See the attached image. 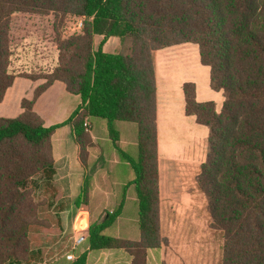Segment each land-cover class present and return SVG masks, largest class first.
Segmentation results:
<instances>
[{"label":"trees","instance_id":"trees-1","mask_svg":"<svg viewBox=\"0 0 264 264\" xmlns=\"http://www.w3.org/2000/svg\"><path fill=\"white\" fill-rule=\"evenodd\" d=\"M51 12L84 19L81 34L57 37L60 59L53 72H11L12 16ZM97 36L102 40L95 46ZM110 38L119 39L127 53L106 52ZM184 44L198 46L211 90L224 97L217 111L214 102L197 100L194 83L183 86L186 114L209 129L207 158L196 182L207 199L212 229L223 234L222 264H264V0H0V102L17 77L45 81L33 99L22 100L19 117H0V264H43L30 231L49 228L38 218L45 205L36 191L48 194L49 208L58 194L52 136L69 126L86 169L85 156L99 145L93 137L96 118L104 121L103 133L128 164L131 179L113 210L101 221L89 219V248L124 249L132 264H145L149 251L159 256L154 52ZM58 81L80 96L81 105L65 122L46 127L34 105ZM123 123L136 126L134 157L118 145ZM130 188L137 240L117 235ZM91 196L92 187L85 186L76 205H88ZM87 260L83 253L72 264Z\"/></svg>","mask_w":264,"mask_h":264},{"label":"rangeland","instance_id":"rangeland-1","mask_svg":"<svg viewBox=\"0 0 264 264\" xmlns=\"http://www.w3.org/2000/svg\"><path fill=\"white\" fill-rule=\"evenodd\" d=\"M80 20V17L56 12L46 15L14 14L10 33L12 48L10 71L17 74L26 72L24 67H20L22 57L27 60L54 57L52 65H44L31 71L35 75L42 76L53 72L60 59L57 37L60 35L61 38L67 39L81 34L83 25L80 26ZM100 40L102 37H95V46ZM105 51L127 53L117 38H110L107 41ZM154 54L159 81L161 74L166 76V72L172 67L177 69L168 76L171 79L172 90L176 98L182 95L181 87L184 84L194 83L199 101L214 102L217 111L222 109L224 97L222 93L210 89L209 69L200 63L197 45H178ZM159 64L162 66L161 70ZM162 71L163 73H161ZM41 82L43 84L45 81L41 80ZM188 119L190 121L182 122L177 118L176 122H169L171 124L167 125L168 130L165 135L168 138L166 146L168 148L165 150L166 154L177 157L181 165L174 174H169L166 165L162 163L160 172L158 157L162 246L160 260H155L156 258L147 255L145 264H222L223 234L221 231L212 229L207 199L198 189L196 182L200 167L207 158L209 129L197 125L191 120L192 118ZM103 123L104 121L100 118L93 119V134L99 146L94 149V153L85 156V173L77 172L73 165L68 167L71 172L69 175L70 189L58 192L51 208L46 204L48 196L46 192L38 189L35 193L36 199L45 205L39 210L38 218L43 225H47L49 228L32 227L30 239L33 248L41 249L43 264H63L64 262L69 264L66 261V256L73 252L74 240L77 235L75 217L81 211V207H83L82 210L89 211V219L101 221L106 213L113 210L119 202L118 200L113 201L112 192L99 189L106 185L104 183L106 180L113 177L111 170L117 171L119 173L117 179L124 183L128 168V164H125L121 159L112 142L103 137ZM124 124L126 123L118 124V126ZM130 124L132 123H128V125ZM66 127L68 126L58 129L57 136H64L71 155L75 145ZM123 139V143H118V145L134 157V153L128 145L131 138L126 140L124 137ZM162 151L164 152V150ZM70 158L73 159L71 156ZM91 185H95L96 190L92 191L90 202L87 203L88 205L84 204L78 207L76 205L78 196L83 194L85 186L90 189ZM123 218H125L124 220L136 219V207L131 199ZM76 253V256L80 255L79 251Z\"/></svg>","mask_w":264,"mask_h":264},{"label":"crops","instance_id":"crops-1","mask_svg":"<svg viewBox=\"0 0 264 264\" xmlns=\"http://www.w3.org/2000/svg\"><path fill=\"white\" fill-rule=\"evenodd\" d=\"M171 48V47H170ZM105 49V47H104ZM168 49V48H167ZM165 50V49H164ZM162 51V50H160ZM159 52V51H156ZM154 52V53H156ZM200 60V58H199ZM54 63V57L49 58H37L27 60L22 57L20 61V67H24L25 70L27 68H37L47 65H52ZM162 63V62H161ZM154 64H155V54H154ZM160 70L162 69L161 64H159ZM209 69V68H208ZM177 69L172 67L169 71L166 72V76L161 74L160 81L157 77L156 66V122H157V142H158V157H159V169L161 172L162 163L166 165L168 173H175L178 167L181 165L179 159L172 155H167L166 151L167 146V137L165 135L168 130L169 122H176L175 119L179 118L182 122L190 121L188 118H192L193 122H196L195 117L188 116L185 112V96L182 88V95L175 97V93L172 90V82L169 79V75H172L174 71ZM163 73V71L161 72ZM210 74V71H209ZM210 78V77H209ZM41 80L31 81L25 78L17 77L13 83V85L6 91L3 100L0 102V117L2 118H17L22 114L21 102L23 99L31 100L34 97L35 90L41 85ZM210 83V81H209ZM210 86V85H209ZM211 89V88H210ZM197 93V88H196ZM218 93V92H217ZM198 100V98H197ZM199 101V100H198ZM201 102V101H199ZM179 104V105H178ZM81 105V98L78 95H73L67 92L65 85L62 82H55L50 88H48L35 102L34 111L42 118L46 127H51L57 124H61L68 120V118L72 115V113ZM125 125V126H124ZM118 126L121 131V139L126 137V140L131 138V142H128L129 148L133 151L134 156L136 155V147H137V130L136 126L128 125V123ZM199 125V124H197ZM69 127V126H68ZM66 127L69 135L71 136L72 142L75 145L73 153L70 155V149L68 148L64 136H57L59 131L57 130L52 136V146H53V158L55 161L56 175H55V187L58 192L61 193L62 190L70 189L69 183V175L71 172L68 167L73 165L77 172L85 173V168L82 166L80 158H79V148L74 142V137L72 134V130L69 127ZM205 127V126H204ZM95 143L97 140L93 135ZM105 137V135H103ZM108 139L107 137H105ZM124 140V139H123ZM113 144V143H112ZM99 146V145H98ZM129 150L128 148H126ZM164 150V152L162 150ZM73 157V159L70 158ZM69 157V158H68ZM111 175L113 176L110 180H106L104 183L106 184L99 189H102L107 192H112L113 201L118 200L120 202V192L122 191V185L117 177L119 173L117 171L111 170ZM126 180L131 179V174L129 169L127 168V174H125ZM64 186L61 187L60 186ZM92 191L96 190L95 185H91ZM133 188H130V193L126 197V202L124 205L123 214L118 219L117 223V235L126 238L129 240H137L139 237V233L134 225L136 219L124 220V214L126 213V207H128L129 200L133 201V205L136 207V198L134 193L132 192ZM119 192V193H118ZM118 202V203H119ZM55 200H53V205ZM116 204V206L118 205ZM84 205V204H82ZM81 206V205H80ZM86 206V205H85ZM83 207L80 208L82 210ZM80 212V211H79ZM77 213V216L79 215ZM89 212V211H85ZM82 215V214H81ZM80 216V215H79ZM74 246V245H73ZM76 251H79V254L86 253L87 254V264H132L133 257L130 253L124 249H112L108 251L101 252H93L90 250L88 243L81 245L77 250H73V254L76 256ZM160 253L149 251V256L152 258H156L155 260H160ZM105 255V256H104ZM78 255L76 256V258ZM66 261L69 264L73 262ZM107 261V262H106ZM63 264H67L64 262Z\"/></svg>","mask_w":264,"mask_h":264},{"label":"built area","instance_id":"built-area-1","mask_svg":"<svg viewBox=\"0 0 264 264\" xmlns=\"http://www.w3.org/2000/svg\"><path fill=\"white\" fill-rule=\"evenodd\" d=\"M84 19L80 20V26L83 25ZM86 210H81L76 219L75 230L77 231V235L74 240L73 250H77L81 245L85 244L88 239V225H89V212H85ZM88 211V210H87ZM82 214V215H81ZM68 261L74 262L76 260V256L71 253L66 256Z\"/></svg>","mask_w":264,"mask_h":264}]
</instances>
